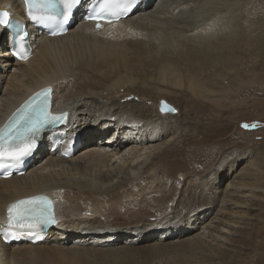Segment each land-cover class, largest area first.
Wrapping results in <instances>:
<instances>
[{"label":"bare ground","instance_id":"6f19581e","mask_svg":"<svg viewBox=\"0 0 264 264\" xmlns=\"http://www.w3.org/2000/svg\"><path fill=\"white\" fill-rule=\"evenodd\" d=\"M249 1L142 0L130 17L101 32L82 22L78 11L66 36L48 39L29 26L34 51L23 63L13 60L9 34L0 27V41L7 39L0 45V126L31 93L51 85L54 110L69 113L59 130L75 134L79 144L69 159L43 147L24 176L0 180V228L10 202L37 194L51 197L59 221L36 245L0 240V264H39L48 252L67 264H110L140 241L132 227L107 222L136 190H152L144 180L154 170L181 157L176 146L168 154L164 124L181 113L174 106L176 114L161 113L159 103L179 92L210 103L215 90L229 86V59L246 47ZM6 6L23 16L20 0H0V9ZM235 38L244 41L235 47ZM248 186L229 184L224 198H242L253 191ZM211 235L203 231L187 239L206 242Z\"/></svg>","mask_w":264,"mask_h":264},{"label":"rangeland","instance_id":"374dc122","mask_svg":"<svg viewBox=\"0 0 264 264\" xmlns=\"http://www.w3.org/2000/svg\"><path fill=\"white\" fill-rule=\"evenodd\" d=\"M249 3L246 47L229 59V86L215 90L210 103L182 92L166 98L181 113L164 120L171 151L176 146L181 157H170L144 180L152 190H136L135 199L110 212L107 226L128 225L140 239L110 264H264V0ZM243 41L235 38V47ZM238 182L253 191L224 198L227 186ZM203 231L213 237L188 241ZM45 254L39 264H67Z\"/></svg>","mask_w":264,"mask_h":264},{"label":"snow or ice","instance_id":"6c2138e0","mask_svg":"<svg viewBox=\"0 0 264 264\" xmlns=\"http://www.w3.org/2000/svg\"><path fill=\"white\" fill-rule=\"evenodd\" d=\"M79 2L80 0H25L29 17L38 23L52 22L58 18H63L66 21L70 10ZM133 2L134 0H97V3L92 7L86 18L97 21L119 19L127 14ZM37 6L44 10L39 19L33 15V8ZM10 15L11 13L9 12L0 11V26L7 27L12 24V21L8 19ZM96 27L99 28L100 23H97ZM48 91L45 90V93ZM161 110L163 111L164 109L162 108ZM33 111L39 113L36 120L33 121L29 117L23 124L13 121L5 128L0 129V167H4L2 161L5 159L6 143L8 149L7 158L9 160H19L23 156L28 155L31 148L34 147L31 140L36 132L45 124L55 122L57 119L55 117L49 118L39 106L34 108ZM242 126L245 128L249 127V125ZM24 142H28L29 147L23 151H17L20 148V144ZM41 203L46 206L41 207ZM50 204L51 202L43 197H32L27 200L14 202L7 209V223L9 226L15 225L18 227H34L41 223H54V218L50 213Z\"/></svg>","mask_w":264,"mask_h":264},{"label":"water","instance_id":"95a60500","mask_svg":"<svg viewBox=\"0 0 264 264\" xmlns=\"http://www.w3.org/2000/svg\"><path fill=\"white\" fill-rule=\"evenodd\" d=\"M162 108L164 109L163 111L161 110ZM159 110L161 113H168V114H176L177 113V110L172 105L165 102L164 100L160 101Z\"/></svg>","mask_w":264,"mask_h":264}]
</instances>
